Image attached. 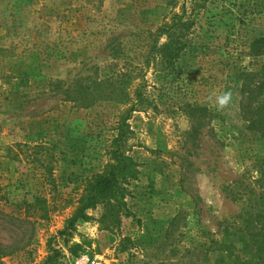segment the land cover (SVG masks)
<instances>
[{
  "label": "rangeland",
  "instance_id": "1",
  "mask_svg": "<svg viewBox=\"0 0 264 264\" xmlns=\"http://www.w3.org/2000/svg\"><path fill=\"white\" fill-rule=\"evenodd\" d=\"M182 11L188 52L165 69L155 35ZM262 37L264 0H0V264H232L219 246L240 248L223 228L244 206L227 189L264 157L240 87L264 65L259 47L249 55ZM122 74L140 86L134 109L127 84L92 91L88 107L66 98ZM195 106L208 111L187 138ZM117 148L136 171L127 214L110 228L99 204L68 230Z\"/></svg>",
  "mask_w": 264,
  "mask_h": 264
},
{
  "label": "trees",
  "instance_id": "2",
  "mask_svg": "<svg viewBox=\"0 0 264 264\" xmlns=\"http://www.w3.org/2000/svg\"><path fill=\"white\" fill-rule=\"evenodd\" d=\"M171 22L160 28L155 35V46L157 58L161 60L165 69L174 67L180 58L188 52V43L185 40L187 31L193 26V21L184 19L183 11L172 16ZM164 38L166 42L161 46L156 43ZM264 51V37L255 40L250 46L249 55L256 57L259 49ZM146 68L149 66L146 65ZM28 74V73H27ZM126 76L110 78L105 82H93L88 85L87 81L76 82L70 86L66 97L79 107H88L85 99L89 100L92 91L106 92L108 96L118 92L123 93L124 84L135 89L136 103L131 109L136 108L141 98L140 86L135 85V79L130 77V81H124ZM124 85V86H123ZM241 93H246L242 113L247 127L245 128L253 137L257 136L264 140V65L258 71H250L243 74L241 80ZM71 90V93L69 92ZM75 94V97H70ZM262 95V98L260 96ZM84 98V99H81ZM130 109V110H131ZM208 110L204 107H188L185 110L186 117L189 118V130L186 137L194 138L201 127ZM123 133L121 134V137ZM119 141V140H118ZM111 164L107 165L104 172L94 175L85 182V187L77 202L74 215L67 221V229L74 228L78 220L85 221V212L94 210L97 205L103 206L101 218L107 220L110 228L120 223L121 214H127L125 210V197L127 195V185L136 171L134 164L120 153V149H115L111 154ZM252 171L255 176H250L248 184L234 183L236 186L229 187L227 193L234 202L243 204V211L238 217H234L232 222L226 224L223 233L230 232L238 237L239 249L233 243H220L219 249L226 252L231 257L232 264H264V157L256 160ZM65 232H62L64 235Z\"/></svg>",
  "mask_w": 264,
  "mask_h": 264
},
{
  "label": "clouds",
  "instance_id": "3",
  "mask_svg": "<svg viewBox=\"0 0 264 264\" xmlns=\"http://www.w3.org/2000/svg\"><path fill=\"white\" fill-rule=\"evenodd\" d=\"M229 99H230V93H224L223 95L217 97V104L220 107H223L228 103Z\"/></svg>",
  "mask_w": 264,
  "mask_h": 264
},
{
  "label": "built area",
  "instance_id": "4",
  "mask_svg": "<svg viewBox=\"0 0 264 264\" xmlns=\"http://www.w3.org/2000/svg\"><path fill=\"white\" fill-rule=\"evenodd\" d=\"M88 263H89L88 258L85 255H83L78 260H76L73 264H88Z\"/></svg>",
  "mask_w": 264,
  "mask_h": 264
}]
</instances>
